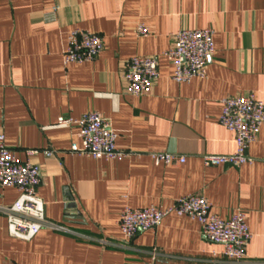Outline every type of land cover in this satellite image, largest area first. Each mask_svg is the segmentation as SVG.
<instances>
[{
    "label": "crops",
    "instance_id": "crops-1",
    "mask_svg": "<svg viewBox=\"0 0 264 264\" xmlns=\"http://www.w3.org/2000/svg\"><path fill=\"white\" fill-rule=\"evenodd\" d=\"M139 23L149 35H136ZM74 28L104 37L94 60L65 64ZM181 28L214 30L206 75L188 82L172 78L164 56ZM149 55L158 56L153 88L126 94L125 63ZM249 92L264 101V0H0V130L21 160L39 150L29 158L41 170L38 194L48 223L60 226L29 241L10 236L1 208L19 191L0 187V264H264V124L248 149L252 162L203 161L235 151L233 132L219 122L221 102ZM92 110L110 120L117 146L132 156L72 152L82 147L79 128L57 120ZM152 152L186 160L156 164ZM187 194L205 196L223 218L245 212L252 237L243 259L224 257L197 220L175 213L154 230L123 235L125 207L165 209Z\"/></svg>",
    "mask_w": 264,
    "mask_h": 264
},
{
    "label": "built area",
    "instance_id": "built-area-1",
    "mask_svg": "<svg viewBox=\"0 0 264 264\" xmlns=\"http://www.w3.org/2000/svg\"><path fill=\"white\" fill-rule=\"evenodd\" d=\"M135 31L137 36L150 34V28L143 23H139ZM103 48V36L90 30L74 28L68 35L64 62L68 64L92 61ZM214 52L212 28H181L173 34V44L164 52V56L173 65L172 78L177 82H188L206 75V67ZM158 77V56H133L125 63L122 74L125 93L133 96L147 94ZM221 103L219 122L233 132L236 149L231 154L204 155L203 161L206 166L240 167L253 161L248 149L264 124V101L249 92L225 97ZM57 123L78 126L82 147L73 149L75 154L97 159H123L133 155L130 150L117 146V131L110 120L99 111H88L79 118L60 116ZM25 152L27 160H21L16 150L6 144L5 135L0 130V187L13 186L19 191L16 201L1 210L7 217L9 235L29 241L45 226L52 229H60V226L48 223L45 202L38 194L41 170L29 158L39 150L27 149ZM44 153L52 154L48 150ZM150 156L156 164H182L186 160L185 156L168 152H152ZM170 213L197 220L202 226L204 236L210 242L222 245L224 257L234 260L245 257L252 237L245 212L238 209L228 218H223L211 211V204L205 196L198 194L177 198L165 209L154 205L144 208L125 207L120 214L119 226L126 238H132L140 231L154 230Z\"/></svg>",
    "mask_w": 264,
    "mask_h": 264
},
{
    "label": "water",
    "instance_id": "water-1",
    "mask_svg": "<svg viewBox=\"0 0 264 264\" xmlns=\"http://www.w3.org/2000/svg\"><path fill=\"white\" fill-rule=\"evenodd\" d=\"M72 207L75 208V204H72Z\"/></svg>",
    "mask_w": 264,
    "mask_h": 264
}]
</instances>
